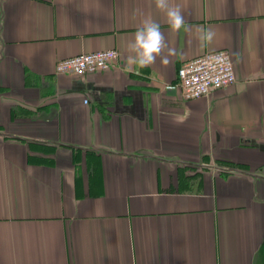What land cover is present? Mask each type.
I'll list each match as a JSON object with an SVG mask.
<instances>
[{"label":"crops","instance_id":"crops-1","mask_svg":"<svg viewBox=\"0 0 264 264\" xmlns=\"http://www.w3.org/2000/svg\"><path fill=\"white\" fill-rule=\"evenodd\" d=\"M169 2L187 30L154 0H0V264H264V0ZM146 16L175 55L130 71ZM217 50L234 84L167 88Z\"/></svg>","mask_w":264,"mask_h":264},{"label":"built area","instance_id":"built-area-1","mask_svg":"<svg viewBox=\"0 0 264 264\" xmlns=\"http://www.w3.org/2000/svg\"><path fill=\"white\" fill-rule=\"evenodd\" d=\"M118 57V51L112 49L83 53L60 60L54 71L56 74L73 76L107 72L114 67ZM236 80L231 55L226 50H217L181 64L178 80L167 88L180 89L184 97L191 100L207 97L215 90L234 84Z\"/></svg>","mask_w":264,"mask_h":264},{"label":"clouds","instance_id":"clouds-1","mask_svg":"<svg viewBox=\"0 0 264 264\" xmlns=\"http://www.w3.org/2000/svg\"><path fill=\"white\" fill-rule=\"evenodd\" d=\"M154 4L156 10L163 14L172 32H178L182 28L187 30L180 6L172 5L169 0H154ZM214 35L212 30H208L207 40L211 41ZM125 51L126 64L130 71L150 67L158 58L162 64L167 65L170 62L169 57L175 55L161 30V24L151 16L141 20L133 37L127 42Z\"/></svg>","mask_w":264,"mask_h":264}]
</instances>
